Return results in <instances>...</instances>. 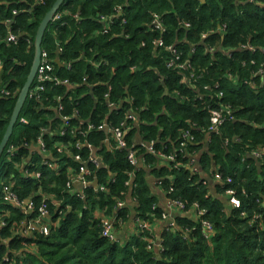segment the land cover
<instances>
[{
  "label": "trees",
  "instance_id": "1",
  "mask_svg": "<svg viewBox=\"0 0 264 264\" xmlns=\"http://www.w3.org/2000/svg\"><path fill=\"white\" fill-rule=\"evenodd\" d=\"M54 2L44 0V5L33 7V0H0V84L10 92L8 97L0 98V141L29 73L37 28ZM116 6L122 7V13L109 33L102 34L99 17L113 14ZM13 10H22L11 29L21 39L16 44H7V30L2 23L13 19ZM60 10L66 14L61 22L48 26L41 49L62 65L70 64L69 71L55 66L56 75L78 89L76 109L80 118L98 125L108 117V123L116 126L126 121L124 113L134 109L139 126L127 136L128 144L131 134L137 133L142 142L153 143L154 155H140L143 168L136 172L132 192L135 216L151 222L161 218L157 198L144 175V168H150L152 179L166 198L181 201L188 210L192 204H198L207 211L205 218L213 224L215 233L205 240L199 225L179 218V232L163 233L161 254L151 252L148 242L138 237L122 245L102 238L100 221L94 217L97 211L105 217L117 214L122 220H127L129 215L127 208L116 210L117 202L124 200L126 182L132 172L125 151L113 148L100 154L109 171L99 170L96 177L106 191L88 188L83 201L68 193L70 177L66 176L64 167L59 176L42 168L41 182H25L13 166L3 167L2 156L0 183H7L13 177L22 186L13 189L18 198L32 203L36 211L45 196L71 207L59 228L47 237L9 243V255L33 245L37 253L23 258L21 264H264V155L257 160L251 157L255 151H264V0L253 3L247 0H65ZM76 14L79 20L70 16ZM154 14L162 17L163 32L150 26ZM182 23H188L190 28H181ZM223 26L225 30L219 34L218 28ZM27 38L30 46L24 40ZM160 39L165 48L172 45L183 57L189 56L194 80L186 82L176 68L167 67L170 53L153 45ZM57 45L62 50L59 54ZM247 45L256 49L254 54L240 50V46ZM192 47L194 53L190 54ZM90 60L106 65L95 69ZM83 76H88L87 85L83 84ZM95 84L98 85L94 87ZM107 85L111 87L110 101L119 103L112 112L101 101ZM215 85L223 92L222 98L216 97ZM165 90L167 95L163 96ZM57 94L64 95L65 89L50 88L40 93L38 103L25 104L20 118L27 124H16L8 145L22 147L21 154L26 155L24 145L34 144L43 129H58L59 122H52L54 117L50 112ZM198 94L203 97L201 101ZM68 100L67 95L64 105ZM228 106L234 121L224 124L218 135L211 136L206 147L204 142L202 149L191 145L183 155L177 153L174 162L160 158L163 153L175 152L177 138L192 125L195 128L190 133L199 143L204 138L202 131L207 129L210 110ZM65 109L67 114L71 112L68 105ZM101 138L103 135L98 132L91 136V141L97 145ZM59 141L44 139L46 151L54 159H61L71 168H78L72 161L76 155L86 161L83 150L78 154L71 148L72 158L67 153H58L55 144ZM62 141L63 144L75 142L71 137ZM198 151L201 175H193L187 162ZM140 153L138 150L137 156ZM158 163L162 165L153 167ZM214 173L232 180L230 187L240 201V208L229 206L227 186L216 185L212 189L201 180ZM44 204L54 215L51 201L46 199ZM2 214L0 221L8 226L22 217L20 210L4 204L0 198ZM184 231L189 232L188 239H184ZM146 235L149 236L147 232ZM10 238L8 228L2 230L0 243ZM2 245L0 264L6 256V247ZM12 259L20 264L17 258Z\"/></svg>",
  "mask_w": 264,
  "mask_h": 264
},
{
  "label": "built area",
  "instance_id": "2",
  "mask_svg": "<svg viewBox=\"0 0 264 264\" xmlns=\"http://www.w3.org/2000/svg\"><path fill=\"white\" fill-rule=\"evenodd\" d=\"M26 2L28 0H21V2ZM248 3H253L254 0H247ZM44 5V0H33V7L35 6H41ZM26 12V10H24ZM20 13H22V10H13L12 16L13 19L7 20L2 23L6 27L7 30V37H6V43L7 44H16L21 38L19 36L14 35L11 32L12 26L14 25L15 17H17ZM122 13V7L116 6L113 9V14L109 16H100L99 22L103 24V31L102 34H108L110 28L114 25L115 19H117ZM66 13L61 11L60 9L56 12V14L53 16L52 23H58L62 21L63 16ZM72 18L79 20V15H70ZM1 24V23H0ZM63 25V24H62ZM150 26L164 31V22L160 15L154 14L152 16V20L150 22ZM181 28L188 30L190 28V25L188 23H182ZM225 30V27L218 28L219 34ZM206 35L202 36V38H205ZM28 45H31L30 39H24ZM163 40H156L154 41L153 45L155 46V49H166L170 55L171 59L167 63V67L176 68L181 76L186 80V82H189L191 80L195 79L194 74L192 73L193 67L190 61L189 56L183 57V55L177 51L175 46H168L167 48L164 47ZM240 50L254 54L256 49L250 45L247 46H240ZM210 52H213V49H209ZM62 52V50L57 45V53ZM194 53V47L190 49V54ZM228 57H231V52L228 51ZM54 59H52L49 55V53L46 50L41 49V55H40V63L37 70V73L34 78L33 85L30 89L29 96L27 99V102L30 103H38L40 101L39 95L40 93H45L50 88L55 89H65V94H57L55 95L52 104L54 107H50V111L56 115L53 121L58 120L59 127L57 130H51V129H43L41 131L40 137L37 139V141L32 145H24V148L27 149V154L22 155V147H18L16 145H8L3 151V167L8 169L9 167L13 166V169L16 170V172L19 173L21 178L25 181H33L41 182L44 178V173L41 171L42 168L45 169V172L52 171L58 176L60 175V172L64 170L66 171V176L68 175L69 182L67 183V189L68 193L73 196L75 199L83 201L86 198V191L88 188L92 189V180L97 179L96 174L97 172L102 169L101 168V162L100 160H96L95 158L89 159L87 162L81 160V157L79 155H76L75 161L73 162L78 164V168H71L67 164H64L61 159H54V157L46 151V143L44 142V139L46 137L50 138L51 141L54 139H57L56 137H60L62 140L65 137H71L75 140L73 144L66 142L63 144V141H59L55 144V149L58 153H67L70 158L73 157L71 153V148L79 151L80 149V141H77L78 136L81 137L84 140H87V137L95 132L100 131L104 125L98 126L95 124V122H84L80 120L79 112L78 110H73V112H70L69 114L66 113L65 105H64V98L66 96V84L67 82L65 80H62L56 75V68L57 66L54 63ZM61 63V62H60ZM90 65L93 66L95 69H99L100 67H103L106 65V62H98V61H89ZM245 64V63H244ZM243 64V65H244ZM58 67V66H57ZM62 67L66 69H70V64H67L66 66L62 65ZM60 67V68H62ZM0 68H2V63L0 62ZM59 68V67H58ZM189 74L186 76L185 74ZM256 77V76H255ZM83 78V82L85 81ZM107 92L105 93L104 99L109 100V96L111 97V87L107 85ZM217 95V98L223 97V92L219 90V86L215 85L213 88ZM10 95V92L7 91L3 85L0 84V98L2 97H8ZM198 101H201L203 97L198 94L197 96ZM101 101L105 103L101 96ZM108 106H111L113 103L109 100L106 101ZM123 118H125V122L119 123L118 125H114L112 122L108 123L110 129L112 130V145H110V150H122L127 153V160L132 168V172L129 175V180L126 182V192L123 194V197L125 198L126 194H129L132 196L133 188H134V180L136 176V172H139L142 163L139 162L137 152L139 149L138 146H142L147 148V152L150 155H154L155 151L153 148V143H145L142 142L139 138L138 141L136 139L137 136H134L131 134L130 140L131 144H128L127 136L129 133L137 128L139 126V118L137 115V111L134 109H130L126 113H124ZM121 120V119H118ZM117 120V121H118ZM19 123L21 125H26V121L24 118H20L19 116ZM108 121V120H107ZM234 121L233 111L232 109L228 107H221L220 109H211L209 112V118H208V126L205 131H202V134L204 136V146L206 147L207 144L210 143V137L213 135H218L220 133L221 128L226 123H231ZM78 122L77 126H73L74 123ZM126 123L129 124V126H126ZM195 128V125H192L189 129L184 131L179 135V137L176 140L177 147L174 153L172 154H165L163 153V156L159 155L160 158L163 160H169L170 162H174L177 158V153L183 155L186 153V150L192 145V147L197 143L196 137L190 133L192 129ZM138 135V133L136 134ZM147 144V145H146ZM79 154V153H78ZM262 155H264V151H255L251 155L254 159L260 158ZM196 154L192 153L189 157V164L187 165L188 170L193 175H201V171L198 165V158H195ZM37 159V161H35ZM19 160V162L17 161ZM91 166V167H89ZM108 172V171H107ZM214 183L216 185H222L227 186L228 188L225 191L226 199L229 204L234 209L240 208V201L236 197V193L233 189H231L230 185L232 183V180L230 178H223L221 174L214 173L212 175ZM98 180V179H97ZM54 183L55 181H51ZM206 184V181H204ZM80 184V188L77 189L76 185ZM16 187H22L21 185H17L16 182L13 180V177L10 178L9 182H3L0 183V198L3 201L4 204H10L13 208L18 209L22 212V217L20 220L14 221L11 225H7L4 221H0V234L2 230L8 228V232L11 235V238L7 241H2L0 243V247L5 245L6 247V256L2 258L1 264H17V261L12 258H17L21 264L22 259L25 258L28 255H35L37 253V248L35 246H25L22 249H20L17 253H14V255H9L10 249H9V243L16 239H29V240H35L37 236H44L47 237L50 235L52 231H55L60 226V221L65 217V215L70 211V205H63L64 201L59 200H51L47 196L43 197L42 199V205L38 208L36 211L34 209V206L32 203L28 201L21 200L18 198V196L13 191ZM96 191L105 192V187L98 186L95 189ZM172 189H170L169 192H171ZM37 194H40L38 192ZM50 200L53 207L52 212L54 215L50 213L48 210V207L46 204H44L45 200ZM133 204H136L135 199L132 196ZM168 205L171 209L176 210L178 214L181 215H189L193 219V223H196L199 225V230L205 240H210L213 234L215 233L214 226L211 222H209L205 217L207 214V211L205 209L200 208V206L196 203L192 204L190 209H186L185 204L182 203L179 200L174 199H167ZM126 208L124 206V200H120L116 204V210H122ZM155 206L152 207V210H155ZM3 212V211H1ZM7 214V212L5 213ZM4 214H2L0 217H3ZM153 218V216H152ZM161 220H168L169 221V228L172 232H179L178 225L176 222L172 221V217L169 215H166V213H161ZM99 227H100V234L102 238L110 241V242H117V228L120 227L123 223V220L121 217H118L117 214H115L113 217H105L102 215V217L99 219ZM132 223L135 226L136 229V237H138L141 240H145L148 242V249L152 252L153 251V244L150 242L151 236V221L143 220L139 217H134ZM197 228H194L196 230ZM146 232L149 234V236L146 235ZM184 239L189 238V232L184 231L182 234ZM163 242L160 241L156 244V254H161L163 251L162 247ZM12 257V258H11Z\"/></svg>",
  "mask_w": 264,
  "mask_h": 264
},
{
  "label": "crops",
  "instance_id": "3",
  "mask_svg": "<svg viewBox=\"0 0 264 264\" xmlns=\"http://www.w3.org/2000/svg\"><path fill=\"white\" fill-rule=\"evenodd\" d=\"M65 70L69 71L70 69L65 68ZM83 77L86 78V79H84L85 81L83 82V84L87 85L88 76H83ZM65 81L67 82V84H66V96L68 95V97H69V100L65 101V108H66V105H68L70 107V111L73 112V110H77L76 106H77V104H79V101L77 100L78 97H77L76 92H75V91H78V89L76 88V86H73L72 84H70L67 81V79H65ZM96 85H98V84H95L94 87ZM106 94H108L107 90H106ZM80 95L82 97L83 93L80 92ZM104 95L105 94H103L101 96H102L103 100L105 101ZM110 98L111 97L109 96V100H110ZM109 100H106V101H109ZM106 101H105L104 105L106 106V108L110 112L117 109V107L115 105H117L119 103H117V104L113 103L111 106H108ZM95 102H96V100H95ZM51 114L54 118L56 117V115H54L52 112H51ZM79 119L84 121V122H90V119H81V118H79ZM107 120H108V117H106V119H104L100 123H98V126L104 125L100 131H95V132L91 133L87 137V140H84L81 138V141L79 142L81 150L77 151L74 149L76 151L75 153L81 154L82 150L84 152H86L87 157H86L85 162H87L89 159H92V158H95L96 160H100L101 168H102L100 170H105L104 168L106 167L102 163V160L100 158V154H102L105 151H111L110 145H112V141H111L112 130L110 129ZM77 125H78V122L73 124V126H77ZM98 132L103 135V138H101L98 141L97 145H94L93 142L91 141V136H94ZM135 136H137L136 137L137 141H138V138L140 140H142L141 137L139 136V134L135 135ZM56 138L60 139V141L62 140L60 137H56ZM204 140L205 139L203 138L199 143H196L195 145H197V146L199 145L200 149H202L201 146H202ZM137 149H139L141 151V153L138 154V160L140 163H142V157L140 155H142V153H145V154H149V153L147 152V148H145V147L138 146ZM199 155H200V151H198L195 158L199 159ZM188 164H189V160L187 162V165ZM160 165H162V164L158 163L153 167L157 168V166H160ZM142 168H143V165H142ZM144 170H145L144 175L146 176L147 183L152 187V191H153L155 197L157 198V206L156 207L161 209V211H162L161 213H166V215L171 216L173 219L172 221L176 222L177 225H178L177 219H179V218H186V219L191 220L193 222V219L191 218V216L178 214L176 212V210L171 209L169 207L166 195L159 188H157V185H156L157 182L154 181L151 177L152 171H150V168H144ZM105 171L107 172V170H105ZM212 175L213 174L206 175V176H204V179H205L206 183H208L212 187V189H214V187L216 186V183H214ZM93 180L91 183H93ZM76 187H77V189H79L80 184H77ZM124 206L127 208L129 215H128L127 220H123L122 225L117 228V236H116L117 239H116V241L119 242V244H121V245L124 243H132L136 237V229H135L134 224L132 223V221L135 217V214L133 211V208L135 205L133 204V200H132L131 195L126 194V196L124 198ZM94 217H95V219H100L102 217V213L100 211H97L95 213ZM164 232L165 233L172 232L169 228V221L168 220L157 219V220L151 222V231L149 233L151 236L150 242H152V244H153V251L152 252L156 253L155 252L156 251V244L158 242L162 241V237H163Z\"/></svg>",
  "mask_w": 264,
  "mask_h": 264
},
{
  "label": "water",
  "instance_id": "4",
  "mask_svg": "<svg viewBox=\"0 0 264 264\" xmlns=\"http://www.w3.org/2000/svg\"><path fill=\"white\" fill-rule=\"evenodd\" d=\"M63 2H65V0H55V2L52 4L51 8L49 9V11L45 14V16L43 17V19L41 20L36 34H35V38H34V42H33V59L31 62V66L29 69V73L27 75L26 81L23 84L20 92L17 95V99L13 108V111L11 113L10 119H9V123L8 126L4 132V135L0 141V160L2 159V154L4 149L6 148L14 127L16 126V124L19 123V116L21 114V111L23 110L28 96H29V92L30 89L33 85L34 82V78L35 75L37 73L38 67H39V63H40V55H41V45H42V41L45 35V32L47 31L48 26L52 23V19L53 16L56 14V12L60 9V7L62 6ZM201 2H203V0H201ZM54 63L60 68L62 67V64L60 63V61L56 58ZM167 92L166 90L163 93V96H166ZM105 170L109 171V169L107 167L104 168ZM98 186V180L94 179L93 183L91 185L92 189H96Z\"/></svg>",
  "mask_w": 264,
  "mask_h": 264
},
{
  "label": "flooded vegetation",
  "instance_id": "5",
  "mask_svg": "<svg viewBox=\"0 0 264 264\" xmlns=\"http://www.w3.org/2000/svg\"><path fill=\"white\" fill-rule=\"evenodd\" d=\"M201 180H202V181H205V179H204V178H201Z\"/></svg>",
  "mask_w": 264,
  "mask_h": 264
}]
</instances>
